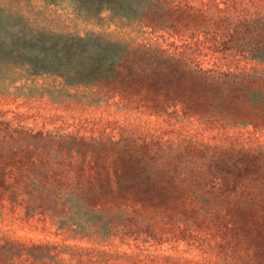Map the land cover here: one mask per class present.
Returning <instances> with one entry per match:
<instances>
[{"label":"trees","instance_id":"1","mask_svg":"<svg viewBox=\"0 0 264 264\" xmlns=\"http://www.w3.org/2000/svg\"><path fill=\"white\" fill-rule=\"evenodd\" d=\"M165 5L130 3L152 30L198 17ZM17 9L0 5V73L25 67L67 86L132 95L150 116L180 106L191 119L264 126V73L224 70L179 49L50 30ZM243 23V35L230 38L264 64V14ZM9 127L0 110V264H153V246L168 241L174 254L158 250L154 264H178L181 243L198 252L197 264H264V164L230 165L227 152L158 147L151 138L78 125ZM43 199L63 208L57 231L49 232L53 240L26 234L35 229L26 211ZM16 204L24 206L21 217L12 211ZM132 234L152 246L138 245Z\"/></svg>","mask_w":264,"mask_h":264},{"label":"rangeland","instance_id":"2","mask_svg":"<svg viewBox=\"0 0 264 264\" xmlns=\"http://www.w3.org/2000/svg\"><path fill=\"white\" fill-rule=\"evenodd\" d=\"M132 1L0 0V5L20 8L21 12L29 14L35 26H47L50 30L81 37L91 34L111 36L121 42L148 43L167 51L179 49L190 60L215 61V66L224 70L248 68L264 73V64L251 61L248 51L230 38L232 34L234 39L243 35L246 18L257 19L264 14V0H152L198 16L188 25L177 18L176 23L181 24L172 28L158 26L154 28L157 31L146 27L148 22L139 17L143 16L142 9L130 6ZM257 27V23L250 22L249 28ZM8 70L17 71L0 73V103L3 106L0 110L10 121L11 131L26 127L54 131L63 126L78 125L92 132L117 136L132 133L151 138L155 146L176 143L181 147L195 146L215 152V155L226 156L227 152L231 157L228 159L230 165L236 162L264 164V126L235 124L209 117L191 119L180 106L150 116L153 112L139 108L138 99L132 95H119L90 86H67L54 74L37 76L26 72L30 70L25 67ZM238 152L242 153L241 157ZM235 155L238 158H234ZM31 206L34 211H26L25 217L33 216L34 222L29 225L36 230L26 234L53 240L49 232L57 231L54 218L63 208L55 207L49 199H43L38 207ZM13 207L12 211L21 217L24 206L20 208L16 204ZM135 237L137 235L132 234L130 239ZM137 238L138 245L144 248L153 244L140 236ZM152 249L149 258L153 264L158 260V250H163L166 255L174 254L169 241ZM179 249L184 252L176 256L178 264H197L198 252L193 247L181 243ZM165 264L170 263L166 260Z\"/></svg>","mask_w":264,"mask_h":264}]
</instances>
